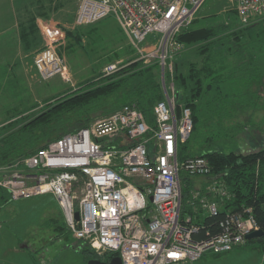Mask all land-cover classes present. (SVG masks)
Masks as SVG:
<instances>
[{
  "label": "built area",
  "instance_id": "1",
  "mask_svg": "<svg viewBox=\"0 0 264 264\" xmlns=\"http://www.w3.org/2000/svg\"><path fill=\"white\" fill-rule=\"evenodd\" d=\"M206 1L78 0L77 27L114 17L139 60L146 66L159 64L164 99L154 108L156 125L151 127L135 105H126L50 142L23 161V170H0V188L11 200L54 195L74 237L100 256L117 253L122 264L197 261L207 251L231 252L260 230L251 209L238 211L225 216L220 234L196 242L193 237L200 228L190 218L186 223L181 219V175L208 176L211 168L203 157L179 160V149L191 137L194 124L190 108L178 113L175 86L167 84L166 69L172 55L181 51L173 38ZM229 1L244 24L264 16V0ZM63 38L55 26L47 28V44L34 61L43 81L68 75L55 45ZM119 70L109 65L104 76ZM200 205L212 216L220 211L216 201L201 198Z\"/></svg>",
  "mask_w": 264,
  "mask_h": 264
},
{
  "label": "trees",
  "instance_id": "2",
  "mask_svg": "<svg viewBox=\"0 0 264 264\" xmlns=\"http://www.w3.org/2000/svg\"><path fill=\"white\" fill-rule=\"evenodd\" d=\"M235 13L237 15L236 10ZM263 22L264 17L253 18L247 24L241 22L238 31H233L226 22L217 23L209 27L190 28L176 37L177 42L184 46L200 45L199 55L202 58L201 62L191 65L187 75L176 71L179 104L192 110L194 128L191 137L198 130L200 103L213 89L221 93L222 84L236 78L239 62L240 77L243 78L240 79V93H227V96L229 99L235 96L240 100L244 115L257 107L255 97L258 93L248 88L249 83L257 77L263 80L264 88ZM76 37L79 42V33ZM159 70L157 63L151 66L132 63L111 76H99L85 82L78 91L53 98L46 102L42 112L26 123L9 126L8 129L4 127L6 130L0 135V165L22 164L50 142L88 128L95 120L126 105H135L149 125L155 127L154 108L164 99ZM238 131L240 149L237 150H192L188 146L191 137L179 149L181 162L188 158L203 157L211 168L210 175L205 176L208 177L207 183L200 187L193 181V176L186 173L181 175V219L186 223V219L190 218L191 224L200 228L193 237L196 242L207 241L220 234V224L228 213H242L249 209L264 232V144L259 146L261 140L255 138V134L261 131L251 115L245 122L240 121ZM237 133L232 137L239 143ZM247 134H250L249 137ZM194 190L201 192L199 199H194ZM0 191L5 193L1 195L3 200H10L6 190L0 188ZM201 198L216 201L220 208L218 215H204ZM248 242L260 243L264 248V235ZM85 251L93 257H100L90 249ZM106 254L110 260L118 256L117 253Z\"/></svg>",
  "mask_w": 264,
  "mask_h": 264
},
{
  "label": "rangeland",
  "instance_id": "3",
  "mask_svg": "<svg viewBox=\"0 0 264 264\" xmlns=\"http://www.w3.org/2000/svg\"><path fill=\"white\" fill-rule=\"evenodd\" d=\"M27 1L34 2L33 0ZM36 1L37 7L44 12L45 17H39L36 20L37 34H40L42 44L29 68L31 69L32 66L35 68V57L47 44V28L53 25L64 33L61 43L55 45H57L58 54L66 63L67 77H69L68 81L64 79L67 78L66 76H57L48 81H43L39 77L43 82L39 85L41 83L37 74L35 78L38 82L37 94L44 97L47 95V102L59 95L78 91L89 80L99 76L105 78L104 70L109 65H116L120 70L135 62L146 66L139 60L140 56L130 41L131 39L126 36L114 17H108L91 26L77 27L75 20L68 21V16L70 18L69 13L78 8V0ZM60 6H63L62 10L58 9ZM223 22L231 25L233 31L241 29V20L229 0H207L190 25L181 32L190 28L209 27ZM70 32L71 36H69ZM78 33L81 38L79 42L76 37ZM179 34L173 39L174 43L181 46V51L172 55L167 62L166 69V82L168 85L174 84L177 97L176 71L187 75L191 65L202 60L199 55L200 45L180 44L176 39ZM155 63L157 62L152 61L148 65ZM237 67L239 68L235 72L236 78L222 84L221 93L218 89H213L200 103L198 130L191 137L188 145L190 149H221L224 152H230L232 148L240 149L238 125L240 121L245 122L248 115L252 116L254 124L260 128L261 132L255 134L257 141L261 140L259 146L264 144L263 80L257 77L249 83L248 89L258 93L255 97L257 107L244 115L240 108V100L235 96L230 99L227 96V93H240V79L243 80L240 77V62ZM76 82L80 84L77 85ZM183 108L185 106L180 105L177 98L178 113ZM5 130L0 128V135ZM237 132H239V143L232 137L238 135ZM249 135L247 134V137ZM16 168L23 170L24 165L13 168L0 165V170H6L7 173L15 171ZM207 180L208 177L205 176L193 177V181L197 182L198 186L204 185ZM3 194L5 193L0 191V264H91L94 261L89 253H85V250L89 249L85 242L77 240L69 230L63 211L54 195L47 194L20 200L6 198L5 201L1 198ZM179 264H264V248L260 243L248 242L231 252L217 254L207 251L197 261Z\"/></svg>",
  "mask_w": 264,
  "mask_h": 264
},
{
  "label": "crops",
  "instance_id": "4",
  "mask_svg": "<svg viewBox=\"0 0 264 264\" xmlns=\"http://www.w3.org/2000/svg\"><path fill=\"white\" fill-rule=\"evenodd\" d=\"M33 1L0 0V128L24 124L46 106L47 95L39 94L43 96L40 98L37 94L38 82L35 78L38 73L33 66L29 68L42 44L36 20L45 17L37 7V1ZM58 9L62 10L63 6ZM78 9L79 6L69 13V22L76 19ZM39 81L42 85L40 78ZM206 188L208 190L209 186ZM194 192L195 195L201 194L198 190ZM204 212V215L208 214Z\"/></svg>",
  "mask_w": 264,
  "mask_h": 264
},
{
  "label": "water",
  "instance_id": "5",
  "mask_svg": "<svg viewBox=\"0 0 264 264\" xmlns=\"http://www.w3.org/2000/svg\"><path fill=\"white\" fill-rule=\"evenodd\" d=\"M152 200V198H151ZM76 218L79 219V215L76 214ZM264 232L261 230L255 231L247 236V240H252V239H258L263 237ZM91 264H122V260L120 257H114L112 258L109 262H102L99 260H94L91 262Z\"/></svg>",
  "mask_w": 264,
  "mask_h": 264
},
{
  "label": "flooded vegetation",
  "instance_id": "6",
  "mask_svg": "<svg viewBox=\"0 0 264 264\" xmlns=\"http://www.w3.org/2000/svg\"><path fill=\"white\" fill-rule=\"evenodd\" d=\"M93 260H99V261H102V262H109L110 261V256L106 254V255H103V256H100V257H93Z\"/></svg>",
  "mask_w": 264,
  "mask_h": 264
}]
</instances>
